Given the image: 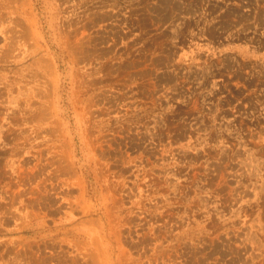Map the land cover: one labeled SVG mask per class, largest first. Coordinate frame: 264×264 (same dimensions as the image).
Here are the masks:
<instances>
[{
  "label": "rangeland",
  "instance_id": "obj_1",
  "mask_svg": "<svg viewBox=\"0 0 264 264\" xmlns=\"http://www.w3.org/2000/svg\"><path fill=\"white\" fill-rule=\"evenodd\" d=\"M0 264H264V0H0Z\"/></svg>",
  "mask_w": 264,
  "mask_h": 264
}]
</instances>
